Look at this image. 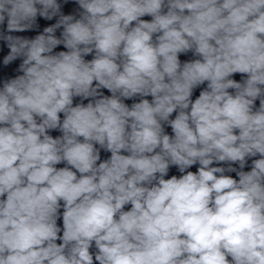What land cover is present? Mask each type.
Masks as SVG:
<instances>
[{
  "label": "clouds",
  "instance_id": "9594fccd",
  "mask_svg": "<svg viewBox=\"0 0 264 264\" xmlns=\"http://www.w3.org/2000/svg\"><path fill=\"white\" fill-rule=\"evenodd\" d=\"M0 264H264V0H0Z\"/></svg>",
  "mask_w": 264,
  "mask_h": 264
}]
</instances>
